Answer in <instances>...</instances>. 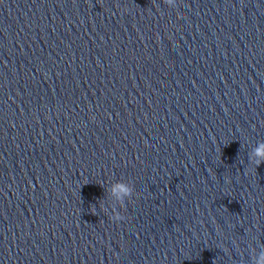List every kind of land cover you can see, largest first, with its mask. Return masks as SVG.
Listing matches in <instances>:
<instances>
[{"label":"clouds","instance_id":"clouds-1","mask_svg":"<svg viewBox=\"0 0 264 264\" xmlns=\"http://www.w3.org/2000/svg\"><path fill=\"white\" fill-rule=\"evenodd\" d=\"M254 155L257 158V161H256L257 164L264 163V143H261L255 149ZM120 188L125 193H127L129 191L128 188L126 186H124V185H121ZM260 264H264V257H261Z\"/></svg>","mask_w":264,"mask_h":264}]
</instances>
